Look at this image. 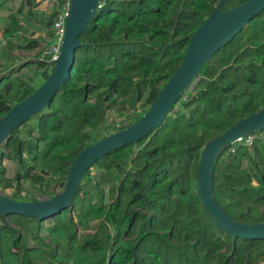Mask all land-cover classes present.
Segmentation results:
<instances>
[{
  "label": "trees",
  "instance_id": "trees-1",
  "mask_svg": "<svg viewBox=\"0 0 264 264\" xmlns=\"http://www.w3.org/2000/svg\"><path fill=\"white\" fill-rule=\"evenodd\" d=\"M97 1L100 8L80 35L82 47L76 51L70 77L50 106L15 129L5 144L33 121L21 139L33 166L24 170L27 161L19 157L16 176L8 179L2 165L5 154H0V189L13 190L10 199L37 201L20 197V186L39 182L41 175H64L56 179L63 189L68 168L82 149L138 120L180 65L190 36L219 0ZM245 1L229 0L222 10ZM62 2L55 0V5ZM21 3L28 15L39 5L37 0ZM58 6L48 19L50 27ZM244 30L243 38L235 37L202 68L189 87L194 86L192 91L187 89V101H181L183 94L161 127L105 155L92 165L98 169L94 175L91 168L85 173L70 207L52 218L56 225L51 231L59 229L67 242L61 256L58 248L37 237L44 221L11 216L17 229L0 227V238L9 235L18 264H35L20 231L38 243L39 259L45 264H67L68 259L72 264H93V260L95 264H253L264 259V240L233 238L215 224L198 196L188 198L204 145L237 120L264 108V10ZM26 31L14 14L2 38L6 46L17 48L13 44L25 40ZM22 48L35 50L38 42ZM35 63L38 77L43 76L47 65L36 59ZM6 78L0 75V84ZM40 85L27 83L10 99L0 90V117ZM134 85L142 110L132 118L123 114L126 119L118 123ZM96 93L93 104H88V97ZM176 107L179 110L172 113ZM109 113H114L111 121ZM34 132L37 137L32 139ZM234 146V154L225 149L215 160L214 193L228 202L226 213L234 219L264 222L260 212L264 159L255 163L252 174L242 168V161L250 160L247 148ZM37 168L41 175L36 178L31 173ZM172 195L179 199L169 200ZM69 209L75 211L76 221L67 219Z\"/></svg>",
  "mask_w": 264,
  "mask_h": 264
},
{
  "label": "water",
  "instance_id": "water-1",
  "mask_svg": "<svg viewBox=\"0 0 264 264\" xmlns=\"http://www.w3.org/2000/svg\"><path fill=\"white\" fill-rule=\"evenodd\" d=\"M228 1L219 0L190 36L180 65L138 120L82 149L69 166L67 180L60 193L45 200L28 202L0 195V217L18 216L45 221L60 215L70 207L78 186L92 165L113 150L134 144L161 127L178 99L192 85L208 61L264 10V0H247L222 10ZM98 8L100 5L97 0H69L65 34L58 58L47 64L42 74L47 76L43 83L0 117V146L8 142L15 129L50 106L59 88L70 77L76 51L82 47L80 35L96 17ZM107 100L108 97H105L104 101ZM261 131H264V108L237 120L221 135L209 140L199 157L196 172V193L199 201L215 224L235 239L263 241L264 222L245 223L234 219L218 204L212 179L215 160L238 138Z\"/></svg>",
  "mask_w": 264,
  "mask_h": 264
},
{
  "label": "rangeland",
  "instance_id": "rangeland-1",
  "mask_svg": "<svg viewBox=\"0 0 264 264\" xmlns=\"http://www.w3.org/2000/svg\"><path fill=\"white\" fill-rule=\"evenodd\" d=\"M39 5L35 7L31 14H27V9H22V3L17 0H0V75L1 77L8 78L4 79L0 84V90L4 94L7 99L15 96V94L19 91V89L29 84H35L36 81L38 84H42L45 80L43 76L38 77L36 70L35 59L37 58V52L46 45L49 38L50 26L47 25L49 17L54 12L56 5H51V2L48 0H37ZM53 6V7H52ZM17 14V21L22 24V27L26 29L25 40L17 41L14 46L17 48H9L6 40L2 38V34L4 29L10 22V18L12 15ZM247 26V25H246ZM245 29V28H244ZM242 30L237 36L242 37L244 35V31ZM236 36V37H237ZM12 41H15L13 39ZM30 41L38 42V48L35 50H24V47ZM6 47V48H4ZM217 54V53H216ZM215 54V55H216ZM194 87V86H193ZM193 87L189 88L193 89ZM190 95V94H189ZM98 97V93L93 94L88 97V104H93L94 100ZM108 97V96H104ZM137 88L134 85L130 100L126 101L124 108L121 110L122 116L117 117L116 121L123 122L126 118L124 115L129 118L134 117L139 111L142 110L143 101L138 100L137 98ZM115 101H120L117 97L113 96ZM131 105H134L132 107ZM179 110L178 107L174 109L172 113H175ZM171 113V114H172ZM124 114V115H123ZM114 117V113H109V120L111 121ZM33 121H31L27 126L22 127L15 136L12 137L10 144L6 146L4 143L0 146V154L4 153V157L2 159V165L5 168V175L8 179H14L18 172L17 161L19 157H22L27 162H25L23 169L26 170L33 166L31 162V157L26 153L23 149V140L25 136H27V131L31 127ZM32 139L37 137V133H32ZM255 142H253V147L257 149L258 155L253 152L252 146L246 147L247 154L250 156L249 159H244L242 161V168L250 170V173L254 174V165L255 163L262 162L264 159V132L254 135ZM42 145H39V152L42 151ZM223 159H227L224 157ZM228 161V160H227ZM97 168L93 167L90 169L91 175H94L97 172ZM257 173V171H256ZM33 177H39V169L37 168L35 171L31 173ZM64 178V175H59L58 177L51 178V175H41L39 182L27 181L20 186V197L28 198L30 200H45L48 195H56L62 191V188L58 186L56 183V179ZM53 179V180H51ZM253 185L256 186L257 183L253 181ZM180 189H178L179 191ZM0 195L11 198L13 196V190L11 189H0ZM215 195V198L218 204L223 208L225 212L227 210V201L221 198L219 195ZM197 196L196 193V183H191V193L188 198H195ZM179 199L177 195H172L169 197V200ZM260 212H264V208L260 209ZM11 216L2 218L0 217V227L4 225H9L13 228H16L11 219ZM75 218V211L70 210L67 215V219ZM56 222L53 219H47L42 223L41 230L37 233V237L43 243L49 245L50 247L58 248L57 255L61 256L63 247L67 246V242L65 239L61 237V232L59 229L55 230L54 233L51 231L53 227H55ZM17 229V228H16ZM21 232V242L25 246L29 248V257L35 264H45L40 261L39 257L42 253V250L39 249V245L37 242L33 241L31 235L25 234L24 231ZM81 231L77 230V238L81 242ZM221 240V238L219 239ZM16 250L12 247V241L9 239V235L5 234L0 238V264H18L16 262V258L14 254ZM230 253H227L225 256H229ZM80 258V257H79ZM59 259V258H58ZM62 261H66V259L61 258ZM64 263V262H63ZM67 264H72L70 259L67 260ZM93 264H95V260H93ZM253 264H264V259L259 262H255Z\"/></svg>",
  "mask_w": 264,
  "mask_h": 264
},
{
  "label": "built area",
  "instance_id": "built-area-1",
  "mask_svg": "<svg viewBox=\"0 0 264 264\" xmlns=\"http://www.w3.org/2000/svg\"><path fill=\"white\" fill-rule=\"evenodd\" d=\"M69 7V0H63L61 4H59L55 16L52 20V24L50 27V33L48 42L41 48L36 56V60L45 63H53L59 55L60 46L65 34V23L67 17V11ZM189 91H186L181 98L182 102H186L188 99ZM255 140L254 135H246L243 137L238 138L234 144L229 146L228 153L234 154L235 153V146L234 145H242L244 147H251Z\"/></svg>",
  "mask_w": 264,
  "mask_h": 264
},
{
  "label": "crops",
  "instance_id": "crops-1",
  "mask_svg": "<svg viewBox=\"0 0 264 264\" xmlns=\"http://www.w3.org/2000/svg\"><path fill=\"white\" fill-rule=\"evenodd\" d=\"M14 1H15V0H14ZM17 1L21 2V0H17ZM49 1L51 2V5H53V4L55 5V0H48V2H49ZM52 7H53V6H52Z\"/></svg>",
  "mask_w": 264,
  "mask_h": 264
}]
</instances>
